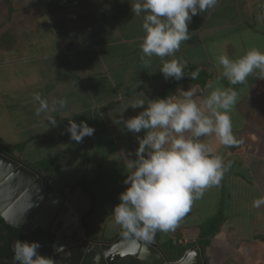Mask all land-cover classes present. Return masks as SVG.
<instances>
[{
	"label": "crops",
	"instance_id": "0c3cea01",
	"mask_svg": "<svg viewBox=\"0 0 264 264\" xmlns=\"http://www.w3.org/2000/svg\"><path fill=\"white\" fill-rule=\"evenodd\" d=\"M134 2L0 0V145L16 147L12 154L24 163L59 160L47 187L51 193L79 189L87 196L86 211L92 209L85 230L97 241L110 239H104L103 229L91 231L96 214L103 223L112 222L114 236L122 229L114 223L111 207L126 187L124 153H134L136 137L143 135L128 132L117 121L142 110L128 107L136 99H157L166 82L159 72L161 58L151 57L146 66L141 60L143 13L131 12ZM188 29L190 39L164 60H181L184 72L207 69L211 77L202 88L184 78L176 89L193 88L197 99L218 87L235 89L237 102L229 115L237 143L224 146L214 134L200 138L230 167L216 186L215 201L210 186L174 230H157L156 241L192 244L199 224L221 211L219 232L203 250L206 264H264V204L253 206L264 198V73L255 70L244 83L231 85L217 60L222 53L235 60L253 48L264 53V0H218L214 8L193 16ZM34 93L50 108L53 100L63 99L66 105L37 115ZM53 117L55 126L47 122ZM71 120L86 121L94 134L80 143L71 140L66 130ZM64 179L69 182L51 187ZM177 230L178 235L172 234Z\"/></svg>",
	"mask_w": 264,
	"mask_h": 264
},
{
	"label": "clouds",
	"instance_id": "9594fccd",
	"mask_svg": "<svg viewBox=\"0 0 264 264\" xmlns=\"http://www.w3.org/2000/svg\"><path fill=\"white\" fill-rule=\"evenodd\" d=\"M217 3L218 0H135L131 12L136 16L143 13L144 36L140 48L145 66L156 56L163 60L159 72L165 80L184 78V63L164 58L174 56L181 42L190 39L188 25L192 17L214 8ZM217 60L222 68L221 76L231 85L244 83L255 70L264 73V53L255 48L235 60L223 53ZM199 71L188 77L195 80ZM237 96L233 88L218 87L197 99L195 89L178 88L163 98L147 99V103L138 98L128 105L142 110L127 119L120 117L117 122L128 132L143 135L136 137L138 147L134 153H124L129 170L122 181L126 187L118 194L119 203L111 210L114 223L125 235L151 239L157 230H174L190 211L193 201L205 189L220 184L230 164L225 166L222 157L212 155L200 138L214 134L224 146L237 143L229 115ZM33 100L38 103L37 115L55 111L57 105L60 108L66 105L63 99L53 100L50 108L39 93L33 94ZM47 122L56 125L55 117ZM66 130L77 143L95 132L83 120L79 124L69 121ZM261 204L264 198L253 201L254 207ZM40 247L37 241L15 239L13 264H55L51 258L39 254Z\"/></svg>",
	"mask_w": 264,
	"mask_h": 264
},
{
	"label": "water",
	"instance_id": "95a60500",
	"mask_svg": "<svg viewBox=\"0 0 264 264\" xmlns=\"http://www.w3.org/2000/svg\"><path fill=\"white\" fill-rule=\"evenodd\" d=\"M34 187L38 188V193L32 195L30 191ZM88 205L87 196L79 189L66 196L51 194L45 188L44 180L31 167L0 150V216L4 221L24 233L35 226L50 228L55 234L51 259L54 251L63 252L79 240L82 242L81 247L74 246L72 252L59 255L58 264H101L98 257L102 256L108 264H117L129 256L137 257L142 264H206L203 250L196 245L177 260L166 259L156 243V232L151 239L124 234L111 242L90 239L84 228L67 234L68 222L62 218L64 209L80 207L76 222L79 227L80 217ZM4 206H7L5 210ZM110 259L114 260L111 262ZM0 261L13 263L10 259Z\"/></svg>",
	"mask_w": 264,
	"mask_h": 264
},
{
	"label": "trees",
	"instance_id": "16d2710c",
	"mask_svg": "<svg viewBox=\"0 0 264 264\" xmlns=\"http://www.w3.org/2000/svg\"><path fill=\"white\" fill-rule=\"evenodd\" d=\"M197 69L200 70L198 77L195 80H191L190 77L188 76H190V74L196 71ZM184 73L186 75L184 78L192 82L198 83L201 88L205 85L206 81L211 77L210 71H208L207 69H201L196 67H190ZM184 78H182L181 80H183ZM181 80L176 81L173 80L172 78H168L166 82L163 84V86L160 88V90L158 91L157 98H163L166 95L172 93L177 88ZM15 148L16 147L5 148L0 145V150L11 156H13L12 151ZM21 162L24 163L23 161ZM24 164L31 167L38 174V176L42 178L46 183L51 177L57 175L59 169V160L44 159L33 164H28V163H24ZM78 185L93 201V196L88 191L87 186L83 184L82 180L78 181ZM46 189L48 190V192H50L47 186ZM51 194L54 195L55 193H51ZM91 209L92 207H90L88 211L84 213L83 219L85 218V216H87V214L91 211ZM223 220L224 218L221 211H218L212 216L205 219L198 226L199 231L196 241L187 246H181L180 244H177L176 241H174L173 239H167L162 242L158 241L156 243L160 248V250L164 253L166 259L171 261L177 260L180 257H182L185 250L191 246L196 245L200 247L202 250H204L209 245L210 240L218 234L220 226L223 223ZM83 228L86 235L90 238L91 236H89V234L85 230L84 222H83ZM124 234H125L124 230L121 229L114 236V238L110 239L109 241H114L115 239L119 238ZM156 237H157V231H156ZM54 238H55V234L50 228L43 229L40 226H35L30 231L24 233L18 227H14L6 223L4 219L0 216V259H10V260L13 259L12 245L15 239H19L21 241L39 242L41 245V247L38 249L39 254L50 258ZM0 264H13V263L0 261ZM117 264H142V263L137 257L129 256L125 259L120 260Z\"/></svg>",
	"mask_w": 264,
	"mask_h": 264
},
{
	"label": "rangeland",
	"instance_id": "374dc122",
	"mask_svg": "<svg viewBox=\"0 0 264 264\" xmlns=\"http://www.w3.org/2000/svg\"><path fill=\"white\" fill-rule=\"evenodd\" d=\"M48 182V181H47ZM69 181L67 180V179H64V180H54L53 182H51L50 183V185H51V187L53 188V189H56V188H58L59 187V185L62 183V184H67ZM44 184H45V188H46V186H47V183L46 182H44ZM213 187V195H214V201H215V198H216V196L218 195V191L216 190V185H214V186H212ZM76 190L74 189V190H70V191H66V192H56L55 193V195H59V194H65V196L66 195H68V194H73L74 192H75ZM88 191H90V190H88ZM93 196V195H92ZM95 198L96 197H94L93 196V199L95 200ZM115 204H117V202H114V204L113 205H115ZM200 203H199V201H196V200H194L193 201V203H192V205H193V207H196L197 205H199ZM99 208V207H98ZM112 208V207H111ZM110 208V209H111ZM203 214H206V213H203ZM83 215H84V213L82 214V216L80 217V222H79V229L80 230H83V222H85V218H86V216H85V218L83 219ZM95 219H96V221H95V229H92L91 231H100V230H105L104 231V239L105 240H108V238L109 239H112V238H114V233L112 232L113 231V229H112V222H108V223H103L104 221H103V216L101 215V214H96V216H95ZM113 234V235H112ZM172 234H174V235H178L179 234V232H178V230L177 231H175L174 233H172ZM157 242V241H156Z\"/></svg>",
	"mask_w": 264,
	"mask_h": 264
},
{
	"label": "bare ground",
	"instance_id": "6f19581e",
	"mask_svg": "<svg viewBox=\"0 0 264 264\" xmlns=\"http://www.w3.org/2000/svg\"><path fill=\"white\" fill-rule=\"evenodd\" d=\"M30 193L32 194V195H34V194H37L38 193V188L37 187H34V188H32V190L30 191ZM3 202V201H2ZM6 207L7 206H4L3 207V209L5 210L6 209ZM77 210L79 211L80 210V207H70V208H65L64 209V211H63V213H62V218H63V221H65V222H68L67 223V234H71V233H75V232H77L78 230H79V227H78V225L76 224V222H77V219H78V216H79V213L77 212ZM65 235V238H67L68 237V235ZM80 241V240H79ZM78 241V242H79ZM76 243L75 245H73L72 247H68L65 251H63V252H56V251H54V253H53V256H52V260L55 262V264H58V258H59V255H64L65 253H70V252H72V250H74L73 249V247L75 246V247H81V244H82V242H79V243ZM126 244H129L128 242L126 243ZM57 254V255H56ZM96 256H98V254H96ZM144 256H145V254H144ZM111 257V256H110ZM99 258V262L101 263V264H108V262L106 261V259H105V257H98ZM111 260V262L114 260V259H110Z\"/></svg>",
	"mask_w": 264,
	"mask_h": 264
},
{
	"label": "flooded vegetation",
	"instance_id": "af4514ba",
	"mask_svg": "<svg viewBox=\"0 0 264 264\" xmlns=\"http://www.w3.org/2000/svg\"><path fill=\"white\" fill-rule=\"evenodd\" d=\"M55 195V194H54ZM59 195H61V194H59ZM108 242H111V241H108Z\"/></svg>",
	"mask_w": 264,
	"mask_h": 264
}]
</instances>
